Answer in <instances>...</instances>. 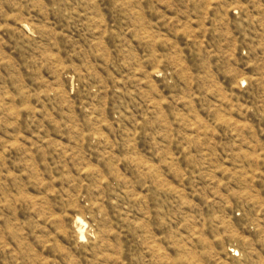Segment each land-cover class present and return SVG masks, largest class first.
<instances>
[{
  "label": "rangeland",
  "instance_id": "rangeland-1",
  "mask_svg": "<svg viewBox=\"0 0 264 264\" xmlns=\"http://www.w3.org/2000/svg\"><path fill=\"white\" fill-rule=\"evenodd\" d=\"M0 264H264V0H0Z\"/></svg>",
  "mask_w": 264,
  "mask_h": 264
}]
</instances>
